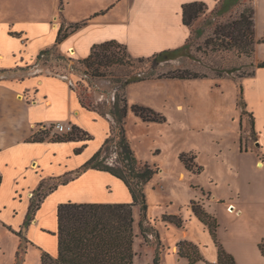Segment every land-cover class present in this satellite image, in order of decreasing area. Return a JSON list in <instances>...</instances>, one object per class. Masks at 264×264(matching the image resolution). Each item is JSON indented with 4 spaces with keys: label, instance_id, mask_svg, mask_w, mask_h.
<instances>
[{
    "label": "rangeland",
    "instance_id": "1",
    "mask_svg": "<svg viewBox=\"0 0 264 264\" xmlns=\"http://www.w3.org/2000/svg\"><path fill=\"white\" fill-rule=\"evenodd\" d=\"M113 4L112 14H125L130 0H0V35L21 29L24 24L29 26L26 35H44L46 28L52 29V23L66 26V18L80 21L84 15L93 12H99L103 17L110 16L112 14L104 13V10ZM246 6H250L248 1L236 5L224 16L209 14L206 10L191 27L194 35L191 51L196 58L179 57L163 61L154 68L156 74L187 68L210 77L148 79L130 85V105L150 107L166 118L164 122H146L132 109L127 118V135L138 159L160 167L159 173L145 186V217L140 205L134 207V264H190L189 259L179 253V244L183 240L199 246L203 259L196 264L216 263L218 247L201 220L194 218L196 215L191 204L194 199L199 203L204 200L208 202L209 213L220 224L218 239L228 252L234 257L239 254L241 260H245L244 264H263L262 258L256 255L258 242H254L256 232H260L258 220L255 221L251 215L238 218L233 206L227 209L226 203L219 202L236 194V184L232 186V182L236 183L238 179L235 173L232 175L229 167L233 165L250 170L248 167L256 160L253 148L257 137L251 129V114L257 118L258 129L262 132L258 143L264 146V68H256L254 75L244 79L229 77L226 71L234 69L236 75L251 72L263 61L260 58H264V43L258 54L254 53L248 58L235 51L212 49L213 43L206 42L209 36L214 35L216 23L238 18ZM123 16L120 15V18ZM207 19H214V23L206 27L201 36H197L195 29ZM41 66L44 72L69 77L81 102L91 104L99 113L113 119L111 106L118 95L126 93L123 89L117 91L120 85L117 80H124L128 73L146 72L153 63L145 60L136 63L134 68L112 66L103 69L102 76H93L86 72L79 59L54 48L41 58ZM30 71L20 72L16 77ZM216 72L225 73L224 77H211ZM88 118L94 140L81 155L73 152V169L82 167L94 155L93 148L97 145L101 147L107 138H104V126L95 122L92 114H88ZM241 147L242 150L249 149L248 152L242 151ZM182 154L189 161L196 157L194 161L204 170L201 173L189 171L181 160ZM87 155L90 156L86 159ZM115 159L112 153L110 161ZM52 167L60 168L56 163ZM40 169L48 172L43 167ZM248 170L243 169L246 173ZM182 171L184 177L180 178ZM88 179L92 180V176L88 175ZM112 179L115 184L125 188L121 178L113 175ZM115 184L109 182L107 186H111L107 189H96V197L122 198L123 189ZM196 184L204 187L203 191L195 187ZM9 196H1L0 199V264H42L43 252L56 256L59 240L53 232L58 227V214L54 209L58 198H48L41 211L34 216L36 219L39 216L43 218L34 222L33 219L26 225L32 197L27 194L22 198L20 195ZM69 202L71 200L63 203ZM171 214H182L183 226L189 230V238L182 236L181 227L164 217ZM190 215L194 220L188 222Z\"/></svg>",
    "mask_w": 264,
    "mask_h": 264
},
{
    "label": "crops",
    "instance_id": "2",
    "mask_svg": "<svg viewBox=\"0 0 264 264\" xmlns=\"http://www.w3.org/2000/svg\"><path fill=\"white\" fill-rule=\"evenodd\" d=\"M191 1L206 2L209 14L219 6L218 0H130V6L125 14L115 12L112 14L111 9L115 7L113 4L104 10V13L112 14L110 16L103 17L99 12H93L84 15L80 21L71 17L66 18V26L52 23V29L46 28L44 35H26L29 26L26 27L25 24L18 30L15 29V25V30L0 35V69L21 68L17 74L31 70L21 77H16V74L9 79H0V199L1 196L7 198L10 197L9 195H20L22 198V195L27 194L32 200L39 192L41 183L45 181L47 188H44V192H48L35 215L41 211L45 201L54 196L58 198L54 205L57 214L60 203L67 200L74 203H128L133 200L132 193L123 180L126 189L120 184H115V180L112 179L113 174L110 172L94 168L82 171L68 182L60 183L50 189V186H55L59 177L74 175L81 167L73 169L72 157H74L73 152L81 155L94 140L88 125V114H92L93 120L104 126L106 133L104 138H108L111 133L112 118L85 108L72 86L71 79L60 73L44 72L39 54L42 50L57 44L61 28H64L63 32H68V36L58 44V48L61 52L77 59L87 57L95 44L110 40L126 44L129 53L134 57L150 56L165 49L179 47L192 35L191 27L183 21V4ZM254 5L256 38L261 40L264 37V0H254ZM120 15L124 16L120 18ZM77 24L81 26L75 29ZM263 43L256 44V54L262 49ZM260 59L264 60V58ZM131 84L126 88L128 98ZM248 114L250 115L249 112ZM253 117L254 126L251 124V129L257 139L255 147H251L256 152V160L251 167H248L250 170L243 168L248 170L247 173L238 166L229 167L232 175L235 173L238 179L236 183L232 182V186L236 184V194L220 199L224 202L219 203H226L227 209L233 206L238 218L251 215L255 221L258 220L260 232H256L254 242H258L259 248V243L264 237V146L258 143L262 138V132L258 129L257 118L255 115ZM58 121L85 129L93 139L63 142L32 140L34 135L42 131L52 132V124ZM81 144L86 145L81 152L76 153L75 150L81 148L79 147ZM99 148L100 145L95 146L92 154ZM248 150L242 151L248 152ZM89 156L87 155L86 159ZM54 163L60 167L59 170L52 167ZM41 167L48 172L40 169ZM90 169L94 171H89ZM88 175L92 176V180L88 179ZM183 177L184 171L180 173V178ZM109 182L123 189L122 198L119 196L114 198L110 195L108 197L111 198L96 197L95 190L107 189L111 186H107ZM195 187L204 189L200 184H196ZM201 204L208 211V202L204 200ZM188 208L191 210L189 206ZM189 217L188 222L194 220L193 216ZM42 218V216L37 219L35 217L33 222ZM194 218L199 220L197 216ZM200 222L207 229V226ZM54 229L53 233L56 234L58 227ZM181 229L182 236L189 238V230L184 226ZM256 253L264 264V255L260 248ZM235 255L237 262L244 264L245 260H241L239 254Z\"/></svg>",
    "mask_w": 264,
    "mask_h": 264
},
{
    "label": "trees",
    "instance_id": "3",
    "mask_svg": "<svg viewBox=\"0 0 264 264\" xmlns=\"http://www.w3.org/2000/svg\"><path fill=\"white\" fill-rule=\"evenodd\" d=\"M247 1L250 6H246L240 12L238 18L216 23V27L213 30L214 35L209 36L206 41L207 44L213 43L212 49L235 51L239 55H247L248 58L254 53L256 54V44L264 42V37L261 40H257L256 38L255 6L253 0H218L219 6L214 9L212 14L224 16V14L230 13L236 5L246 3ZM208 8V4L204 1H191L183 4L184 23L192 27L193 23ZM213 23L214 19H207L202 26L197 27L195 29L197 36H201L206 27ZM80 26L81 24H77L75 29ZM67 36L68 32H63V28H61L57 37V44L42 50L39 54V60L51 53L54 48H58V44ZM193 36L190 35L186 42L179 47L165 49L153 55L141 57L132 56L129 53L127 45L122 42L117 40L105 41L95 44L90 54L85 58L79 59V62L85 66L86 72H90L93 76H102L104 74L103 69H108L112 66L134 68L138 62L145 60L152 61L153 66L150 70L146 72L137 71L132 74L128 73L124 80H117L120 82L117 91L122 89L126 91L129 84L148 79H196L210 77L208 74H201L187 68L174 69L162 74L155 73L154 68L163 61L176 60L179 57L195 59L196 57L191 51ZM71 58L74 57L71 56ZM256 68H264V60L259 62L247 74L236 75L234 69H229L226 71V75L234 79H243L254 75ZM20 70L21 68L0 69V79L12 78ZM224 74L223 72H216L211 77L222 78ZM115 99L110 110L113 119L109 137L99 150L75 172V175L89 168L110 172L125 182L132 193L133 200L128 203L69 202L60 204L58 207V231L56 232L59 240L58 254L53 256L48 252H43L41 256L42 264H134L136 256L134 249V207L140 205L145 217L147 211L145 186L159 173L160 167L138 159L127 135V118L131 109L146 122H164L166 118L156 114L150 107L140 104L130 105L127 91L122 96L118 95ZM81 104L87 109L98 111L85 101H82ZM251 123L254 126L253 114H251ZM91 139H93V136L88 131L74 126L71 132L64 134H52L51 131H42L34 135L32 140L63 142L71 140L88 141ZM85 145L77 148L75 152H81ZM112 153L116 156L114 161H110ZM181 156H183L181 160L189 171L194 173H201L203 171V166L194 161L196 157H193L189 161L186 158L184 159L185 154ZM74 176L59 177L57 179L58 182L55 186H50V189L58 186L60 183L68 182ZM40 188L39 192L32 199L26 225H29L34 219L36 210L48 192H44V188H47L45 181L41 183ZM191 204L195 215L207 226L218 247V257L214 264H238L234 255L228 252L218 239L219 223L217 218L209 213L198 201L193 200ZM164 217L179 227H182L184 224L181 215L171 214ZM142 230L144 231V229ZM259 248L264 255V237L259 243ZM179 253L182 257L188 258L190 264H196L203 259L199 246L192 241H181Z\"/></svg>",
    "mask_w": 264,
    "mask_h": 264
},
{
    "label": "built area",
    "instance_id": "4",
    "mask_svg": "<svg viewBox=\"0 0 264 264\" xmlns=\"http://www.w3.org/2000/svg\"><path fill=\"white\" fill-rule=\"evenodd\" d=\"M74 126L64 121H58L53 123L52 134H64L69 133L73 130Z\"/></svg>",
    "mask_w": 264,
    "mask_h": 264
}]
</instances>
